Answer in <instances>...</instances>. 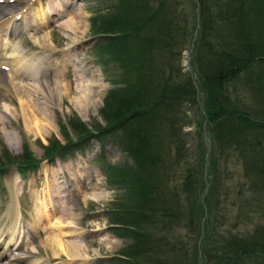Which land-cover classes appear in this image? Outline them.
Segmentation results:
<instances>
[{
	"label": "trees",
	"instance_id": "16d2710c",
	"mask_svg": "<svg viewBox=\"0 0 264 264\" xmlns=\"http://www.w3.org/2000/svg\"><path fill=\"white\" fill-rule=\"evenodd\" d=\"M109 5L112 10L91 17L93 33L124 39L156 20L135 53L119 45L106 50L128 78L105 94L99 109L104 123L86 129L81 120L71 122L86 138L120 126L125 140L136 137L125 143L131 150L127 164L105 166L106 182L127 194L113 211L139 219L118 221L113 214V226L132 238V250L116 256L127 264H264V0H113ZM184 48L189 67L181 70ZM239 76L259 97L256 102L254 97L243 102ZM118 92L121 103L113 108L111 96ZM188 104L209 140L205 167V139L199 140L198 156L189 158L182 130L188 121L182 107ZM58 141L44 145L46 157L77 145L70 138ZM24 149L20 169L36 165ZM227 156L241 165L228 209ZM215 158H223L222 169ZM8 159L6 153L0 157V172ZM240 222L243 230L237 229Z\"/></svg>",
	"mask_w": 264,
	"mask_h": 264
},
{
	"label": "rangeland",
	"instance_id": "374dc122",
	"mask_svg": "<svg viewBox=\"0 0 264 264\" xmlns=\"http://www.w3.org/2000/svg\"><path fill=\"white\" fill-rule=\"evenodd\" d=\"M112 2L113 0H0V6L3 5L2 13L11 7V12L0 17V23L11 18L18 29L15 35L7 38L6 49L0 54V71L3 73L0 78V157L6 153L9 158L0 172V231L4 234L9 231L7 210L12 202L20 216L18 225L16 223L13 227L15 231L12 230L17 241L11 239L5 245L0 243V264H22L26 260L35 261V264H127L115 253L123 252L127 248L131 251L129 242L132 238L126 231L113 226L111 219L113 214L118 216V221L125 218L128 222L135 220L136 223L139 219L134 214L113 211V208L118 207L119 200L127 198V194H123L115 183L106 182L105 166L127 164L131 159V150L125 143H135L136 135L135 138L125 140L126 132L122 137L120 126L102 133L101 136L92 135L86 138L83 136L86 133L81 135L84 130L82 132L81 128L78 130L71 125L75 119L83 121L86 129L96 123L103 124L99 109L105 94L111 89L123 86L121 77L128 78L121 73L115 59L108 57L106 50H110L111 45H119L121 49L135 53L141 37H150V31L155 30L156 25L151 24L156 20L145 23L137 35L124 39L113 38L115 34L93 33L91 17L96 11L101 15L110 10L109 4ZM127 12L131 14L129 10ZM33 16L37 23H41L40 29L32 30L30 24L33 23L30 20ZM45 33L47 37L41 43L39 37ZM29 57L46 60L43 74L38 72L35 78L40 83L43 82V86L45 81L48 83L52 88L51 97L34 95L33 92H37L34 86L28 89L32 100L18 94L17 86L10 78L11 71L7 67H13V64ZM179 57L181 70L189 67L186 48L180 51ZM60 68L61 74L55 76ZM245 75L244 73L243 77ZM55 80L62 82L56 88ZM62 86L66 90H61ZM59 88L62 93L58 92ZM236 88L243 95L241 97L246 104L249 98L254 97L252 103L259 98L251 94L247 80L241 76L236 80ZM80 94H85V101L77 104L75 98ZM118 94L120 93L111 96L114 101L113 108L116 103H121ZM182 108L188 119L182 124V130L186 132L184 137L190 150L189 158L192 159L191 154L200 151L199 140L205 139L207 134L202 129L204 124H199L200 118L195 107L188 104ZM35 109H43L47 119L40 117ZM23 111L25 118L21 113ZM76 135L84 138L78 140ZM68 138L77 145L54 152L51 157L44 155L46 142L56 139L59 140L58 143H64ZM205 143L208 144V141ZM24 148L35 158L38 164L36 169L27 171L30 166L19 168L18 163L21 162ZM208 156L209 149L203 154L204 165L209 162ZM215 159L216 166L222 169L223 158ZM226 168L229 170L224 178L227 203L234 197V184L241 180V165L233 156H227ZM16 169L20 171V175ZM221 205V208L225 207L222 202ZM228 207L230 206L227 203V209ZM45 208L48 210L47 214L43 212ZM38 213L41 226L36 225L33 220L38 218ZM226 215L227 220H231L233 210H228ZM60 220L62 223L70 221L73 228L69 225L61 227ZM43 226L45 227L42 228ZM65 228L70 231L68 235H57L56 240L62 243L64 240H73L82 245L79 246L81 249L78 248L82 250H78V255H70L68 258V255L58 253L57 250L52 252L53 244H44L49 240L53 243V230ZM244 228L240 222L237 229Z\"/></svg>",
	"mask_w": 264,
	"mask_h": 264
},
{
	"label": "bare ground",
	"instance_id": "6f19581e",
	"mask_svg": "<svg viewBox=\"0 0 264 264\" xmlns=\"http://www.w3.org/2000/svg\"><path fill=\"white\" fill-rule=\"evenodd\" d=\"M34 2V1H33ZM32 4V3H31ZM2 7H3V5H1L0 6V17H2V16H4L6 13H9V12H11V10H9V9H7V10H5V12H3L2 13ZM5 7V6H4ZM44 13V11L42 12V14ZM27 14H28V12H27ZM46 14V13H45ZM44 14V15H45ZM40 15H41V13H40ZM29 16V15H28ZM32 16V15H31ZM14 17H15V15H14ZM7 18V17H6ZM24 18V17H23ZM27 18V17H26ZM24 20V19H23ZM74 20V19H73ZM79 20V19H78ZM33 23V24H30V25H32L31 26V28H32V30H35V29H38L39 27H40V24L39 23H37L35 20H34V16L31 18V20H30V23ZM43 22V21H42ZM70 22V21H69ZM73 22V21H72ZM77 23H79V22H77ZM67 24V23H66ZM25 25H26V23H25ZM65 25V24H64ZM76 25V24H75ZM73 26V25H72ZM67 27V26H66ZM70 27V26H69ZM16 29H17V27H16V24L13 22V20L11 19V18H8L7 20H5V21H2L1 23H0V54L6 49L5 48V43H6V41H7V38L9 37V35H10V33H15V31H16ZM40 29V28H39ZM72 31V30H71ZM75 32V31H74ZM46 37H47V35H46V33L45 34H42L40 37H39V41L41 42V43H43L45 40L44 39H46ZM38 39V38H37ZM47 41V40H46ZM38 44H39V42H38ZM69 49V48H68ZM44 63H46V60L45 59H40V58H36V57H29L27 60H23L22 62H17V63H15V64H13V67H9V70L11 71V80H13V84H16L15 86H17V89H18V94H20L21 93V95L22 96H24V98L25 99H27V100H32L33 99V97H32V95H30V86H31V88H32V86H34L35 87V89H37L36 91L38 92H33L34 93V95H37V94H39V96H44V97H46V98H48V96H50L51 97V90H52V88L48 85V83L45 81V85L43 86L42 85V83H40L36 78H35V73L37 72H40V73H42V72H44ZM49 67V66H48ZM58 71L56 72V74H55V76H57V74H61V72H62V68H60V69H57ZM56 71V70H55ZM46 72V71H45ZM1 74H3L2 73V71H0V78H1ZM43 74V73H42ZM7 75V74H6ZM76 76V75H75ZM7 77V76H6ZM9 77V76H8ZM4 78V77H3ZM64 78V77H63ZM61 81V80H60ZM0 82H1V80H0ZM59 80L57 81V80H55V83H54V88H56L57 87V85H61V83L62 82H59ZM12 84V83H11ZM64 85V84H63ZM68 86V85H67ZM79 87V86H78ZM13 88V87H12ZM62 89L61 90H63V89H65V86L63 87H61ZM86 88V87H85ZM90 88V87H89ZM29 89V90H28ZM91 89V88H90ZM16 90V89H15ZM61 90H60V88L58 89V92H60V93H62L61 92ZM66 90V89H65ZM82 91V90H81ZM17 92V91H16ZM83 92H85V91H83ZM51 93V94H50ZM59 93V94H60ZM84 97H85V94H80V95H78V96H76V98H75V102H77V104H79L80 102H82V101H85V99H84ZM50 100V99H49ZM41 101V100H40ZM31 102V101H30ZM43 102V101H42ZM48 102V101H47ZM50 102V101H49ZM40 103V102H39ZM86 103V102H85ZM36 104V103H35ZM34 104V105H35ZM21 106V105H20ZM22 107V106H21ZM35 108V107H34ZM21 110H23L22 108H21ZM36 110V113L40 116V117H42V118H44V119H47V116H46V114H45V112H44V110L43 109H35ZM25 111H23V112H21L22 113V116L25 118L26 116H24L23 115V113H24ZM28 112V111H27ZM32 113H34V112H32ZM27 114V113H26ZM25 114V115H26ZM30 115V114H29ZM27 120V119H26ZM36 124V123H35ZM39 125V124H38ZM35 127H36V125H35ZM37 128V127H36ZM12 185V184H11ZM50 209L52 208V206H50L49 207ZM51 210H53V208L51 209ZM8 211V213H7V215H8V219H9V224L7 225V228H8V232L6 233V234H4V233H2L1 231H0V243L1 242H3L4 243V245L5 244H7V243H9L10 241H11V239L13 240V241H17L16 240V238H17V236L16 237H14L13 236V231H15V230H13V227L15 226V224L18 222V219L20 218V216H19V212H18V210H17V208H16V206L14 205V203L12 202L10 205H9V210H7ZM44 213H46L47 214V212H48V210L45 208V210L43 211ZM35 215V214H34ZM40 214L38 213V218L36 217V218H33V220H35V223H36V225H39L40 224V216H39ZM64 215V214H63ZM42 217V216H41ZM62 220V219H61ZM60 220V226L62 227H64V226H67V225H69L70 227H71V229L73 228V224L70 222V221H67V222H65V223H62V221ZM58 223H59V221H58ZM70 223V224H69ZM17 225H18V223H17ZM35 225V224H34ZM33 225V226H34ZM39 226H41V225H39ZM38 227V226H37ZM45 226H43L42 228H44ZM48 228V227H47ZM47 228H46V230H47ZM13 230V231H12ZM52 231V230H51ZM11 232V233H10ZM70 231H69V229L68 228H65V229H56V230H53L51 233H52V235H51V237H54V239H53V243H52V240H49V242H44V244L45 245H49V246H51L50 244H53L54 246V248L52 249L53 251L52 252H54L55 250H57V252L59 253V252H61V253H64L65 255H68L67 256V258L70 256V255H75V254H77L78 255V248H80L81 246H80V243H78V241H73V240H64L65 242H61L60 240H56L58 237H56L57 235H68V233H69ZM43 233V232H42ZM37 234V233H36ZM15 235H17V234H15ZM48 236H50V235H47V237ZM56 237V238H55ZM60 238V237H59ZM46 240V239H45ZM19 242V241H18ZM21 242V241H20ZM43 242V241H42ZM15 243V242H14ZM41 243V242H40ZM11 244V243H10ZM14 245V244H13ZM44 245V246H45ZM80 246V247H79ZM48 247V246H47ZM4 248V247H3ZM81 249V248H80ZM79 251H82V250H79ZM28 252V251H27ZM56 252V253H57ZM86 255V254H85ZM62 256V255H61ZM84 257V256H83ZM73 259V258H72ZM81 261V260H80ZM71 262H73V261H71ZM36 262L35 261H32V260H30V261H28V260H26L24 263H22V264H35ZM61 263H64V262H62L61 261ZM43 264V263H42ZM45 264V263H44ZM71 264V263H70ZM73 264V263H72Z\"/></svg>",
	"mask_w": 264,
	"mask_h": 264
},
{
	"label": "water",
	"instance_id": "95a60500",
	"mask_svg": "<svg viewBox=\"0 0 264 264\" xmlns=\"http://www.w3.org/2000/svg\"><path fill=\"white\" fill-rule=\"evenodd\" d=\"M207 150H208V148H207Z\"/></svg>",
	"mask_w": 264,
	"mask_h": 264
}]
</instances>
